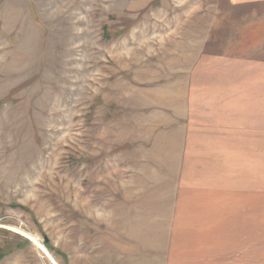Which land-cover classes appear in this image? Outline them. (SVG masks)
Wrapping results in <instances>:
<instances>
[{"label": "rangeland", "instance_id": "1", "mask_svg": "<svg viewBox=\"0 0 264 264\" xmlns=\"http://www.w3.org/2000/svg\"><path fill=\"white\" fill-rule=\"evenodd\" d=\"M256 56L264 0H0V264H264Z\"/></svg>", "mask_w": 264, "mask_h": 264}, {"label": "crops", "instance_id": "2", "mask_svg": "<svg viewBox=\"0 0 264 264\" xmlns=\"http://www.w3.org/2000/svg\"><path fill=\"white\" fill-rule=\"evenodd\" d=\"M255 56V55H254ZM256 60L249 63L248 70L252 78L250 81L252 90L264 91V56L254 57ZM253 79V80H252ZM250 114L256 119L252 133H256L258 139H264V102L255 100Z\"/></svg>", "mask_w": 264, "mask_h": 264}, {"label": "trees", "instance_id": "3", "mask_svg": "<svg viewBox=\"0 0 264 264\" xmlns=\"http://www.w3.org/2000/svg\"><path fill=\"white\" fill-rule=\"evenodd\" d=\"M104 36H106V38H111V35L108 31V26H104ZM1 205V203H0ZM5 257V252L3 250H0V261Z\"/></svg>", "mask_w": 264, "mask_h": 264}, {"label": "water", "instance_id": "4", "mask_svg": "<svg viewBox=\"0 0 264 264\" xmlns=\"http://www.w3.org/2000/svg\"><path fill=\"white\" fill-rule=\"evenodd\" d=\"M39 248L43 249V247H39Z\"/></svg>", "mask_w": 264, "mask_h": 264}]
</instances>
